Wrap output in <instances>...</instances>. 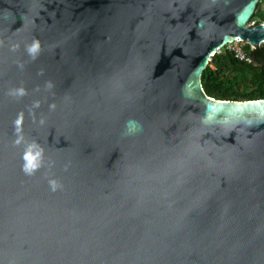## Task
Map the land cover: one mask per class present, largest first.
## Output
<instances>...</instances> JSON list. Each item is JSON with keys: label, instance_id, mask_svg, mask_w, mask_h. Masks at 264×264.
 <instances>
[{"label": "water", "instance_id": "95a60500", "mask_svg": "<svg viewBox=\"0 0 264 264\" xmlns=\"http://www.w3.org/2000/svg\"><path fill=\"white\" fill-rule=\"evenodd\" d=\"M259 3L0 0V264H264V99L201 86Z\"/></svg>", "mask_w": 264, "mask_h": 264}, {"label": "trees", "instance_id": "16d2710c", "mask_svg": "<svg viewBox=\"0 0 264 264\" xmlns=\"http://www.w3.org/2000/svg\"><path fill=\"white\" fill-rule=\"evenodd\" d=\"M264 0H260L250 19L253 25L264 22ZM243 49L250 58L246 63L236 59L223 47L214 54L201 75L205 94L219 100L246 101L264 99V45Z\"/></svg>", "mask_w": 264, "mask_h": 264}, {"label": "built area", "instance_id": "2783aa9c", "mask_svg": "<svg viewBox=\"0 0 264 264\" xmlns=\"http://www.w3.org/2000/svg\"><path fill=\"white\" fill-rule=\"evenodd\" d=\"M243 46H244L243 42H241L239 40H236L234 42H231V43L227 44L225 46V48L228 51L232 52L234 57L236 59H238L239 61H243V62L249 63L250 62V58L245 53V51L243 49Z\"/></svg>", "mask_w": 264, "mask_h": 264}, {"label": "rangeland", "instance_id": "374dc122", "mask_svg": "<svg viewBox=\"0 0 264 264\" xmlns=\"http://www.w3.org/2000/svg\"><path fill=\"white\" fill-rule=\"evenodd\" d=\"M264 8V6H262ZM251 25H253L252 23H250Z\"/></svg>", "mask_w": 264, "mask_h": 264}]
</instances>
